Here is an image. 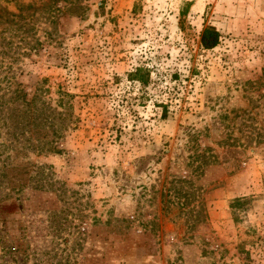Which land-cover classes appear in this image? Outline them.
<instances>
[{
  "label": "rangeland",
  "instance_id": "1",
  "mask_svg": "<svg viewBox=\"0 0 264 264\" xmlns=\"http://www.w3.org/2000/svg\"><path fill=\"white\" fill-rule=\"evenodd\" d=\"M15 89L68 121L0 157V264H264V0H0Z\"/></svg>",
  "mask_w": 264,
  "mask_h": 264
},
{
  "label": "trees",
  "instance_id": "2",
  "mask_svg": "<svg viewBox=\"0 0 264 264\" xmlns=\"http://www.w3.org/2000/svg\"><path fill=\"white\" fill-rule=\"evenodd\" d=\"M78 8L85 11L84 6ZM218 41L219 33L214 27L208 26L202 30L200 36L202 49L211 50L218 45ZM140 75L141 70H136L132 78L145 85L146 80ZM24 98V93L17 89L0 95V130L4 129V136H6L4 141L0 143V157L8 150H17L16 144L20 140L25 144L19 148L20 150L28 149L37 153L54 152L55 148L52 147L53 140L48 141L45 139L47 137L46 131L50 130L51 136L58 138L64 129L65 122L68 121L66 114L56 108H52L38 96H33L29 102H25ZM16 100L26 103H24V109L19 108L17 105L13 106ZM58 106H61V101H59ZM260 136L261 134L258 133L256 138ZM258 142L260 141L256 139L255 143ZM12 170L15 169L3 166L0 169V177L2 179L7 178V172ZM8 182L11 181L8 180Z\"/></svg>",
  "mask_w": 264,
  "mask_h": 264
}]
</instances>
